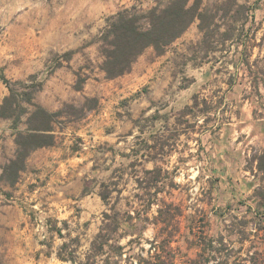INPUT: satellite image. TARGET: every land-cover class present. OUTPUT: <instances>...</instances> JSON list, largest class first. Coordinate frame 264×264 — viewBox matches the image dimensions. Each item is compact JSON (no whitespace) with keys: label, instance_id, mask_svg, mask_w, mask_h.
I'll use <instances>...</instances> for the list:
<instances>
[{"label":"rangeland","instance_id":"374dc122","mask_svg":"<svg viewBox=\"0 0 264 264\" xmlns=\"http://www.w3.org/2000/svg\"><path fill=\"white\" fill-rule=\"evenodd\" d=\"M168 1L0 0L4 75L34 74L42 82L35 99L50 111L73 105L75 113L84 97L98 100L78 118L64 113L54 144L30 153L14 185L0 180V264H71L56 256L67 238L47 232L55 219L78 237L83 260L112 209L133 216L118 230L122 245L138 237L126 254L147 250L159 200L179 207L174 264H264V184L254 186L263 177L238 175L220 158L244 159L232 146L246 142L237 130L245 98L257 94L250 72L264 69V0H202L205 34L195 19L162 54L147 47L128 72L105 77L95 39L105 18ZM76 74L85 77L81 90ZM6 93L0 81V102ZM14 132L0 118V166L14 154Z\"/></svg>","mask_w":264,"mask_h":264},{"label":"trees","instance_id":"16d2710c","mask_svg":"<svg viewBox=\"0 0 264 264\" xmlns=\"http://www.w3.org/2000/svg\"><path fill=\"white\" fill-rule=\"evenodd\" d=\"M140 1L135 0L136 3ZM201 2L202 0H194L189 4V0H169L164 5L158 2L145 10L135 3L106 17L104 26L95 38L103 57L99 68L105 77L114 78L128 72L147 47L151 46L155 53L162 54L195 19L199 20L198 27L205 34L209 22L206 10L201 8ZM73 53L74 50H67L60 57L68 60ZM56 65H61L59 59L56 60ZM255 76L264 83V69L256 72ZM0 81L7 88V93L0 102V118L10 120L11 128L15 131V151L13 156L0 166V180L12 186L25 170L30 153L54 144L55 126L63 121L64 113L78 118L83 111L95 109L98 100L95 97H84L79 111L75 113L67 110L74 108L73 105H67L66 109L50 111L35 99L36 93L42 88V82L37 80L34 74H30L26 80H10L0 68ZM84 81L85 77L76 74L74 89L81 90ZM20 124L25 125L24 129H19ZM255 159L257 169L264 172V151ZM101 198L106 201L107 196L102 194ZM159 201L157 215L153 218L158 230L153 239L147 240V250L138 246L139 251L126 254V245L132 249L133 244L138 242V237H132L126 245H122L119 243L118 238L121 235L118 230L122 221H130L133 216L128 213L126 218L122 219L119 212L112 209L111 214L103 212V225L90 241L83 260H77L78 237H71L69 232L63 234L56 224L57 220L50 221L47 224V232L56 233L63 239L67 238L57 248V258L70 261L71 264H121V261L127 260L130 261L129 264H174L176 248L172 245L174 227L171 221L180 214L179 207L165 200ZM42 244L50 246L47 242Z\"/></svg>","mask_w":264,"mask_h":264},{"label":"crops","instance_id":"0c3cea01","mask_svg":"<svg viewBox=\"0 0 264 264\" xmlns=\"http://www.w3.org/2000/svg\"><path fill=\"white\" fill-rule=\"evenodd\" d=\"M255 75V72H250V77H252L250 87L255 89L257 94L255 95V99H248V97L245 98L244 103L241 106L245 111L244 119L241 117L238 119L239 128L237 131L240 135H245L246 142L242 144L241 141H238L237 146H232V149L236 151L238 150V153L242 154L244 159H240L238 165L236 164L235 159L227 157L226 160V156L220 154V158H222L225 168L230 171H236L238 169V175L245 178H248V176L253 177L256 173L258 176H264V172L257 169V159L254 160L252 168L245 165V163L248 164L250 161L251 152L264 151V83ZM261 85H263V88H261ZM227 173L231 176L235 175L231 172ZM260 183L264 184V177L263 180L258 181L254 184V186H257Z\"/></svg>","mask_w":264,"mask_h":264}]
</instances>
